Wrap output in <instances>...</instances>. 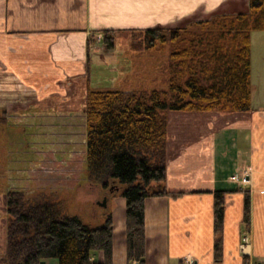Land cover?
Wrapping results in <instances>:
<instances>
[{
	"label": "crops",
	"instance_id": "crops-1",
	"mask_svg": "<svg viewBox=\"0 0 264 264\" xmlns=\"http://www.w3.org/2000/svg\"><path fill=\"white\" fill-rule=\"evenodd\" d=\"M243 10L248 0H0V109L25 102L17 95L25 90L47 99L64 90L65 79L73 91L79 77L90 81L99 50L91 52L93 38L105 29L180 27L187 20ZM254 37L261 42L257 87ZM251 43V110L169 112L166 186L182 193L145 200L147 264H183L185 256L194 264H215L214 191L219 189L229 190L222 264H248L245 255L264 260V33L252 34ZM116 58L105 56L104 67L124 73L128 62ZM244 164L253 172L251 184L241 188L237 170ZM244 190L251 198L248 228ZM107 205L104 212L114 219L113 263L127 264L126 200L112 193ZM246 231L245 253L240 244Z\"/></svg>",
	"mask_w": 264,
	"mask_h": 264
},
{
	"label": "trees",
	"instance_id": "trees-1",
	"mask_svg": "<svg viewBox=\"0 0 264 264\" xmlns=\"http://www.w3.org/2000/svg\"><path fill=\"white\" fill-rule=\"evenodd\" d=\"M148 37L146 49L170 42L168 89H102L87 81L85 94L86 170L89 182L126 200L127 264H147L145 200L181 195L166 186L170 111L232 113L252 107L253 31H264V0H248V10L215 13L185 26L131 29ZM120 30L105 29L114 46ZM9 110L0 109V125ZM214 191L215 264H222L226 195ZM243 220L250 226L251 198L244 190ZM10 220L0 264H114V219L91 225L49 199L30 202L26 192L7 195ZM100 256H96L97 254ZM246 263L249 257L244 256Z\"/></svg>",
	"mask_w": 264,
	"mask_h": 264
},
{
	"label": "rangeland",
	"instance_id": "rangeland-1",
	"mask_svg": "<svg viewBox=\"0 0 264 264\" xmlns=\"http://www.w3.org/2000/svg\"><path fill=\"white\" fill-rule=\"evenodd\" d=\"M190 21L187 20L182 26ZM262 33L253 31L252 34L257 36ZM101 34L98 39L99 34L94 36L90 47L91 52L99 47L91 69L92 87L168 89L170 53L173 48L170 42L159 43L155 49H146L144 44L148 37L145 33L130 30L117 33L114 47L109 48L104 43V33ZM260 44L254 37L255 87ZM105 56L124 60L128 62L129 68L124 73H112L104 67ZM114 73L117 77L112 81L110 76ZM86 84L85 78L79 77L77 89L73 91L70 79H65L62 82L64 90L47 99L25 90L17 93L25 102L8 108V120L0 125V257L7 244L10 220L7 195L10 190L25 191L30 202L41 199L60 202L65 213L79 215L94 226L105 221L107 212L95 203L102 189L89 182L86 170L85 112L82 110L86 106ZM120 187L113 192L115 195H120ZM92 212H97L96 216ZM45 261V264H59L57 257Z\"/></svg>",
	"mask_w": 264,
	"mask_h": 264
},
{
	"label": "built area",
	"instance_id": "built-area-1",
	"mask_svg": "<svg viewBox=\"0 0 264 264\" xmlns=\"http://www.w3.org/2000/svg\"><path fill=\"white\" fill-rule=\"evenodd\" d=\"M102 34L97 36V39L101 37ZM253 172V167L250 164H244L240 166L237 170L238 173V184L241 188H245L251 184V176ZM249 233L246 231L242 237V242L240 244V249L242 252H247L249 247ZM195 259L191 256H185L183 259V264H194ZM248 264H264V260H254L253 258L249 259Z\"/></svg>",
	"mask_w": 264,
	"mask_h": 264
},
{
	"label": "flooded vegetation",
	"instance_id": "flooded-vegetation-1",
	"mask_svg": "<svg viewBox=\"0 0 264 264\" xmlns=\"http://www.w3.org/2000/svg\"><path fill=\"white\" fill-rule=\"evenodd\" d=\"M101 189L102 191L100 193V197L97 199L96 204L100 207L102 211H104V209L108 206L107 202L109 200V195L114 192V186L113 184L108 188H104L101 186Z\"/></svg>",
	"mask_w": 264,
	"mask_h": 264
},
{
	"label": "water",
	"instance_id": "water-1",
	"mask_svg": "<svg viewBox=\"0 0 264 264\" xmlns=\"http://www.w3.org/2000/svg\"><path fill=\"white\" fill-rule=\"evenodd\" d=\"M45 263H46V261L45 260H42L40 264H45Z\"/></svg>",
	"mask_w": 264,
	"mask_h": 264
}]
</instances>
